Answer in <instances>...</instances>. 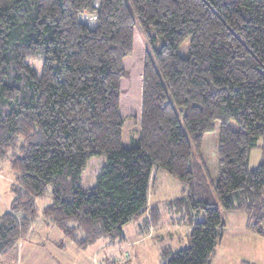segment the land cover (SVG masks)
Listing matches in <instances>:
<instances>
[{
    "label": "trees",
    "instance_id": "16d2710c",
    "mask_svg": "<svg viewBox=\"0 0 264 264\" xmlns=\"http://www.w3.org/2000/svg\"><path fill=\"white\" fill-rule=\"evenodd\" d=\"M28 58L43 62L41 75ZM138 113L140 137L125 147L123 117ZM216 121L213 178L203 144ZM97 155L106 163L84 188ZM0 160L16 175L0 258L33 237L41 213L82 249L124 241L123 226L147 213L158 225L154 168L184 183L204 213L189 245L164 248L162 264H210L222 210L244 213L264 235V0H0Z\"/></svg>",
    "mask_w": 264,
    "mask_h": 264
},
{
    "label": "rangeland",
    "instance_id": "374dc122",
    "mask_svg": "<svg viewBox=\"0 0 264 264\" xmlns=\"http://www.w3.org/2000/svg\"><path fill=\"white\" fill-rule=\"evenodd\" d=\"M82 20L90 26L95 17L83 16ZM136 22L139 25L138 20ZM140 26V25H139ZM189 39L178 48L179 54L186 56L189 52ZM28 63L41 75L43 62L28 58ZM140 113L124 116L122 144L131 147L140 137ZM180 119L182 116L179 113ZM219 122H215V131L208 133L204 139V156L213 178L218 175L217 140ZM234 129H240L236 121H231ZM262 159V148L255 147L250 155V167L258 166ZM105 155L93 156L83 175L81 186L89 188L95 185L101 168L106 163ZM16 175L8 162L0 160V213L10 209L14 198L12 186ZM185 184L166 170H152L148 193L149 206L158 205L160 223H147L149 213L123 226L125 240L110 244L108 239H101L87 249L78 247L66 238L57 228L47 225L42 213L33 224V238L43 241L59 264H162V251L171 247L173 251L189 245V234L196 222L204 219L202 209L192 206L183 194ZM214 192L215 198L216 194ZM182 198L181 203L176 199ZM185 198V199H184ZM217 201V200H216ZM51 202V197L37 201L40 211ZM225 226L223 236L211 258L210 264H264V235H259L246 227L247 216L244 213L222 210ZM244 224V225H243ZM243 225V226H242ZM62 243L67 246L62 248Z\"/></svg>",
    "mask_w": 264,
    "mask_h": 264
},
{
    "label": "crops",
    "instance_id": "0c3cea01",
    "mask_svg": "<svg viewBox=\"0 0 264 264\" xmlns=\"http://www.w3.org/2000/svg\"><path fill=\"white\" fill-rule=\"evenodd\" d=\"M62 248L66 249L67 246ZM58 262L44 242L33 237L20 240L14 250L0 258V264H59Z\"/></svg>",
    "mask_w": 264,
    "mask_h": 264
}]
</instances>
